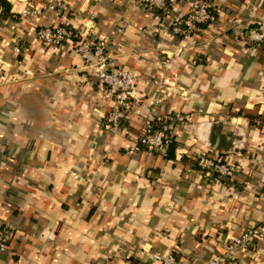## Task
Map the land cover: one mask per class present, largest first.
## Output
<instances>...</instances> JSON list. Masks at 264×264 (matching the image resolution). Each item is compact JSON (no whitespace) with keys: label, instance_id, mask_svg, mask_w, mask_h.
Here are the masks:
<instances>
[{"label":"crops","instance_id":"0c3cea01","mask_svg":"<svg viewBox=\"0 0 264 264\" xmlns=\"http://www.w3.org/2000/svg\"><path fill=\"white\" fill-rule=\"evenodd\" d=\"M5 1L0 225L12 231L0 264H156L152 254L168 252L177 264H207L247 227H264V41L244 34L264 22V0H208L216 21L186 37L163 35L159 15L134 0H65L70 14L39 18L20 17L28 0ZM177 9L186 15L188 0ZM64 18L116 45L117 65L164 78L159 104L143 81L133 113L101 128L111 102L82 71L75 41L35 38ZM173 112L189 116L173 152L143 151L146 121ZM200 154L235 163L231 182L202 170ZM234 264H264V235Z\"/></svg>","mask_w":264,"mask_h":264},{"label":"built area","instance_id":"2783aa9c","mask_svg":"<svg viewBox=\"0 0 264 264\" xmlns=\"http://www.w3.org/2000/svg\"><path fill=\"white\" fill-rule=\"evenodd\" d=\"M179 0H134L135 9L146 8L149 13L159 15L158 27L162 34L172 33L180 37H186L199 30V25L214 23L216 10L207 0H188L189 12L181 15L177 5ZM46 11H56L57 14H70L71 5L65 0H28L18 13L20 17L29 16L39 18ZM159 12V13H157ZM233 20V18L231 19ZM240 25L239 22H234ZM245 35L250 42L262 43L264 41V22L257 27H246ZM37 41L49 47L61 48L64 43L74 40L76 56L81 60L82 71L95 80L105 98L111 102V107L104 115L101 128L114 130L125 121L129 114L133 113L136 106V97L140 92V85H151L154 90L153 104L160 102V95L166 86L165 79H143L141 74L117 65L118 52L115 46L106 37L95 36L93 31L78 30L73 27L66 18L62 24H40L35 30ZM19 52V46L15 47ZM166 61H164V64ZM170 87V86H169ZM189 118L185 112H173L169 114L159 113L148 119L143 126L139 137V147L149 154H164L174 142V129L176 124H181ZM198 166L213 176L214 179H224L231 182L237 170L235 163L217 154H200L197 158ZM12 228L0 225V250L6 249L8 235ZM264 235L263 225H252L244 229L239 235L231 239L225 245L224 251L215 254L207 261V264H229L243 254H246L253 246L255 239ZM152 261L156 264H177V260L171 253H153ZM123 264H131L129 259Z\"/></svg>","mask_w":264,"mask_h":264},{"label":"trees","instance_id":"16d2710c","mask_svg":"<svg viewBox=\"0 0 264 264\" xmlns=\"http://www.w3.org/2000/svg\"><path fill=\"white\" fill-rule=\"evenodd\" d=\"M8 10H9V4L5 0H0V17H2V15H5ZM157 13H159V12H157ZM167 152H173V146L172 145L168 148Z\"/></svg>","mask_w":264,"mask_h":264},{"label":"water","instance_id":"95a60500","mask_svg":"<svg viewBox=\"0 0 264 264\" xmlns=\"http://www.w3.org/2000/svg\"><path fill=\"white\" fill-rule=\"evenodd\" d=\"M229 264H234V263H229Z\"/></svg>","mask_w":264,"mask_h":264}]
</instances>
